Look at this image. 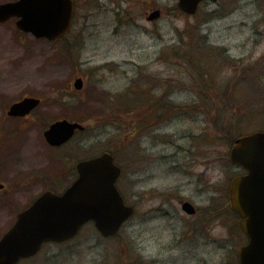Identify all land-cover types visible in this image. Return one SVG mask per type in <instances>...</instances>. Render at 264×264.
<instances>
[{
	"label": "rangeland",
	"instance_id": "374dc122",
	"mask_svg": "<svg viewBox=\"0 0 264 264\" xmlns=\"http://www.w3.org/2000/svg\"><path fill=\"white\" fill-rule=\"evenodd\" d=\"M73 1L57 43L0 23V238L40 193L68 187L79 160L110 152L134 215L115 237L88 224L19 264H239L247 241L223 193L240 173L235 139L264 131V0L204 2L195 15L177 0ZM27 96L42 99L34 115L7 117ZM61 119L86 129L53 150L43 131Z\"/></svg>",
	"mask_w": 264,
	"mask_h": 264
},
{
	"label": "water",
	"instance_id": "95a60500",
	"mask_svg": "<svg viewBox=\"0 0 264 264\" xmlns=\"http://www.w3.org/2000/svg\"><path fill=\"white\" fill-rule=\"evenodd\" d=\"M201 1L179 0L178 6L194 14ZM73 12L71 0H16L0 4V23L15 17L19 30L37 39L55 41L70 28ZM159 16L160 11L155 10L146 19L154 21ZM82 86L83 80L77 78L75 89ZM39 102L25 98L13 104L8 115L25 116ZM83 130L79 123L59 120L45 130L44 138L50 146L59 147ZM230 160L246 170L229 187L232 209L241 216V228L248 237V243L238 250L239 263L264 264V132L237 139ZM76 169L78 178L63 194L46 191L18 213L14 224L0 238V264H17L35 255L46 242L69 240L87 222H93L102 236H114L133 214V207L125 205L116 187L121 169L111 154L81 161ZM182 210L195 213L189 202L182 204Z\"/></svg>",
	"mask_w": 264,
	"mask_h": 264
},
{
	"label": "flooded vegetation",
	"instance_id": "af4514ba",
	"mask_svg": "<svg viewBox=\"0 0 264 264\" xmlns=\"http://www.w3.org/2000/svg\"><path fill=\"white\" fill-rule=\"evenodd\" d=\"M163 97V95H161L160 97H158V98H162ZM25 98H37V97H34V96H27V97H23L22 99H20V100H18V101H16V102H14V103H12L9 107H8V110L6 111V115H7V117H10V118H14V119H20V120H27L28 119V117L29 116H33L34 115V111L41 105V103H42V99H40V98H38L39 100H40V102H39V104H38V106H36L35 108H33L31 111H30V113L29 114H26L25 116H9L8 115V111H9V109H10V107L13 105V104H15V103H18V102H20V101H22L23 99H25ZM158 114H159V117L158 118H161L164 114H165V109L160 105V107H159V111H158ZM44 133V132H43ZM67 145V144H66ZM66 145H63V146H61V147H59L58 149H62L64 146H66ZM51 148V147H50ZM231 148V147H230ZM53 150H55V148H52ZM57 149V150H58ZM230 150V149H229ZM202 164H204V167L207 165V167L210 165V160L209 159H207V160H205L204 161V163H202ZM234 167H236L237 169H238V171L240 172L239 174H237L236 176H239V175H242L243 173H244V171L241 169V168H239L238 166H234ZM74 170H75V168H74ZM191 175V174H190ZM203 175H204V172H203ZM236 176H234V177H236ZM233 177V178H234ZM232 180V179H231ZM230 180V181H231ZM230 181H229V183H228V186H227V188L225 189V192L223 193V198H225V202H224V204H223V206H224V208H223V210H225L224 211V213H228L229 215H231V217L234 219V220H236V223H237V225L239 226V228H240V222H241V218H240V216L236 213V212H234L232 209H231V205H230V201H229V196H228V188H229V184H230ZM204 186H203V189H206L207 190V188H208V190L210 189L211 190V188H212V186L210 185V182L208 181H206V177H205V181H204ZM185 201V200H184ZM184 201H181V203L182 202H184ZM209 211V210H208ZM208 213V212H207ZM209 214V213H208ZM187 216H189V217H196L197 216V210H196V212H195V214H193V215H188V214H186ZM212 223V221L211 222H209V224H211ZM213 225V224H212ZM246 238V237H245Z\"/></svg>",
	"mask_w": 264,
	"mask_h": 264
}]
</instances>
